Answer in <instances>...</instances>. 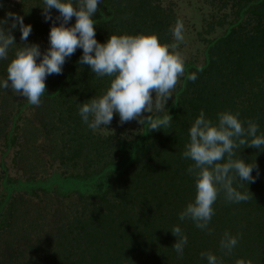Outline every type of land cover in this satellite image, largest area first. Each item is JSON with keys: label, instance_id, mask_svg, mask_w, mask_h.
<instances>
[{"label": "trees", "instance_id": "1", "mask_svg": "<svg viewBox=\"0 0 264 264\" xmlns=\"http://www.w3.org/2000/svg\"><path fill=\"white\" fill-rule=\"evenodd\" d=\"M207 1L199 31L206 34L203 47L198 55L185 58V75L173 98L164 113L155 114L168 112L170 128L147 131V124L137 122L129 133L120 126L107 133L91 130L79 115V103L103 94L111 78L98 77L81 65V48L65 58L61 74L46 77L39 106L0 89V264H207L202 252L213 253L222 264H264V149L237 150L234 159L255 163V182H233L238 191L248 193L247 201L226 203L220 191L208 226L211 234L178 218L196 193L195 178L187 171L192 161L181 153L201 110L214 123L220 112L239 113L242 122H256L257 134L264 135V0ZM175 6L171 0H99L93 16L95 39L103 44L111 34L152 33L171 44L172 25L178 20ZM42 7L43 0H0V20L8 12L23 17L32 28L26 43L39 45L43 54L50 47V28L61 20L56 19L57 9L45 20ZM74 24L72 17L65 27ZM11 34L17 46L9 51V60L15 47L25 43L18 24ZM9 60H0V80L6 79ZM191 74L197 77L194 82L187 79ZM28 106L44 128L35 131H51L48 142L57 144L62 131L77 136L83 132L80 138L99 152L109 148V158L93 168L27 176L37 160L25 152L27 132L20 125ZM78 137L71 146L82 157L84 144ZM21 161L28 165L21 167L26 177L11 174ZM29 196L80 202L74 205L77 212L60 211L49 219L37 210L29 214L23 200ZM177 225L188 238L182 258L172 248L176 237L171 231ZM226 231L238 237L230 254L220 248Z\"/></svg>", "mask_w": 264, "mask_h": 264}, {"label": "clouds", "instance_id": "2", "mask_svg": "<svg viewBox=\"0 0 264 264\" xmlns=\"http://www.w3.org/2000/svg\"><path fill=\"white\" fill-rule=\"evenodd\" d=\"M98 2L75 0L74 4L73 0H43L45 20L52 19L51 9L58 10L56 19L61 20L59 26L53 24L50 28V47L43 54L39 45L26 43L31 25H25L23 17L15 13H6V18L0 20V60H9V51L17 46L11 34L17 24L20 39L25 43L15 47L7 64L6 79L0 80V89H10L26 98L30 105L39 106L46 91V77L61 74L65 58L81 48L83 55L79 63L88 65L98 77L111 78L103 94L79 103V115L91 130L107 128L114 113H118L121 124L136 120L141 125L147 124V131L170 128L172 116L168 112L162 116L155 114L164 113L168 99L173 98L180 78L185 75V57L178 50L184 41L183 24L178 21L171 30L174 39L171 44L161 43L152 33L111 34L101 44L95 39L93 19ZM72 17H75L74 26L65 27ZM9 20L12 23L6 28ZM37 57H40L39 63ZM196 78L195 74L187 76L193 82ZM257 133L258 124L252 120L242 122L239 113L220 112L214 123L206 118L203 110L200 111L191 123L189 141L181 153L183 159L192 161L187 171L195 178L196 193L193 201L179 213L180 221L191 220L198 229L211 234L208 226L220 191L226 203L249 199L248 193L233 187V182L237 178L247 183L255 182L252 171L256 165L234 157L237 150L246 146L264 149V135ZM171 233L176 237L172 248L178 258H182L188 238L178 225ZM237 244L238 237L226 231L220 248L230 254ZM201 257H206L207 264H222L211 252H202Z\"/></svg>", "mask_w": 264, "mask_h": 264}, {"label": "rangeland", "instance_id": "3", "mask_svg": "<svg viewBox=\"0 0 264 264\" xmlns=\"http://www.w3.org/2000/svg\"><path fill=\"white\" fill-rule=\"evenodd\" d=\"M171 1H174L176 4L174 8L178 17L177 22H181L184 29V41L183 43H180L178 50L185 58L196 56L201 51L203 47V37L206 36L205 33H202L201 36L199 31L202 30L201 27L204 24L203 15L204 12L207 13V6L209 3L207 0ZM176 23L172 25L173 28ZM154 96L155 94L153 93V98ZM145 114L146 113H143V115ZM21 115L22 119L20 120V125L21 128H24L23 130L27 132L25 137L28 139L26 146L27 150H25V152H28V157H32L34 155L37 157V160L32 162L31 166L28 167L30 171L27 173V176L40 177L41 175L50 173L52 171L70 173L76 169H79L81 166L82 168H84V166H87V168H93L101 164L105 159L107 160L109 158V148L103 150V153L99 152L98 149L95 148L86 138H80L86 135L83 132H78V137L74 132L71 134L70 132L62 131L60 133L62 139L57 144L54 142H48L47 139L51 137V131H35V127H38L39 130H44V128L39 126L36 117L33 115V106L24 107ZM119 126L129 133L134 131L136 128L137 121L132 120L121 124L119 115L115 116L114 113L111 123L106 126L108 129L104 127H101V129L103 133H107L118 128ZM76 137H78L79 140L84 144L83 152L85 154L82 157H79V153L76 154L71 146V140L75 139ZM99 141L103 143L102 140ZM32 148L34 150H32ZM98 154H100V156H98ZM22 166H28L27 162L21 161V164L16 165V168L12 166L13 171L11 174L14 176L26 177V175L23 174L21 168ZM23 200L24 205L29 211V214H31L33 210H37L40 215H46L49 219H54L57 217L60 214V211L77 212L78 208H75L74 205L80 202L79 199L75 198L52 199V197L47 198L45 196H29L28 198L24 197ZM28 211H26V213ZM0 241L3 240L0 238ZM24 246V244L21 245L19 250H21V248ZM1 253L2 251H0V254Z\"/></svg>", "mask_w": 264, "mask_h": 264}]
</instances>
